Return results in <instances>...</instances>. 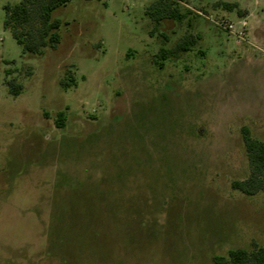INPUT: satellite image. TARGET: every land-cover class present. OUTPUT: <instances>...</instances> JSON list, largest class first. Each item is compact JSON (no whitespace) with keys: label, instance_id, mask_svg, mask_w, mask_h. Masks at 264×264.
Returning <instances> with one entry per match:
<instances>
[{"label":"rangeland","instance_id":"obj_1","mask_svg":"<svg viewBox=\"0 0 264 264\" xmlns=\"http://www.w3.org/2000/svg\"><path fill=\"white\" fill-rule=\"evenodd\" d=\"M21 1L0 0V264L264 248V193L232 188L243 129L264 141V0H72L58 47L32 57L4 26ZM240 21L241 38L224 27Z\"/></svg>","mask_w":264,"mask_h":264},{"label":"trees","instance_id":"obj_2","mask_svg":"<svg viewBox=\"0 0 264 264\" xmlns=\"http://www.w3.org/2000/svg\"><path fill=\"white\" fill-rule=\"evenodd\" d=\"M72 0H22L14 6H5V28H10L22 52L27 56H43L45 49L55 50L60 43L57 31L62 23L53 19L54 11ZM171 4H173L171 2ZM175 10H171L167 17H174ZM189 42H182L177 51H189ZM11 92L19 95L22 86L15 81L9 83ZM58 128L65 126V115L59 113ZM243 140L247 154L250 173L243 181H235L232 188L246 196L264 193V141L253 139L247 129H243ZM216 264H264V248L256 244L251 249H237L229 252L228 259L215 258Z\"/></svg>","mask_w":264,"mask_h":264},{"label":"built area","instance_id":"obj_3","mask_svg":"<svg viewBox=\"0 0 264 264\" xmlns=\"http://www.w3.org/2000/svg\"><path fill=\"white\" fill-rule=\"evenodd\" d=\"M246 26L247 23L245 21H240L239 23H227L224 27L229 33L241 38L245 33Z\"/></svg>","mask_w":264,"mask_h":264}]
</instances>
